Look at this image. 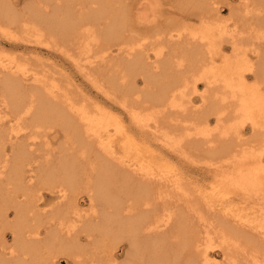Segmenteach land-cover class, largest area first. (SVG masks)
Segmentation results:
<instances>
[{
  "label": "bare ground",
  "instance_id": "1",
  "mask_svg": "<svg viewBox=\"0 0 264 264\" xmlns=\"http://www.w3.org/2000/svg\"><path fill=\"white\" fill-rule=\"evenodd\" d=\"M13 2L4 38L111 42L98 63L68 57L127 117L0 49V264H264L263 153L222 123L248 122L264 146V0ZM192 146L207 192L164 159Z\"/></svg>",
  "mask_w": 264,
  "mask_h": 264
},
{
  "label": "rangeland",
  "instance_id": "2",
  "mask_svg": "<svg viewBox=\"0 0 264 264\" xmlns=\"http://www.w3.org/2000/svg\"><path fill=\"white\" fill-rule=\"evenodd\" d=\"M12 1L15 2L16 8H18V7L20 8L24 5L23 0H12ZM161 7L165 8L166 6L162 5ZM86 40H88V39H85L84 42L81 41L83 44L78 43V44L73 45L72 40H67V38L65 37L63 39L62 38H55V42L51 43L50 46L46 45L45 43H36L35 41H29V42L27 41L28 43L25 42V44L26 43L27 44L23 45L24 41H22V42L16 41L15 42L14 40L7 39V37L4 38V36L0 35V49L6 54L5 57H8V56L9 57H15L19 62H22V63H24L25 61H26V63L29 62V67L30 66L35 67L36 70L39 71V73L43 67V70L45 69L44 72H46V73H44L43 71H41L43 79L46 80V78H47V80H46L47 82H51L54 79L55 80L57 79L56 81H58V83L62 87L69 88L71 95L75 99L82 98L85 101H92V103L96 102V103H98V105H100V106L102 105L105 109L107 108L110 111H112L113 114L126 119L127 116L118 107L119 106V105H117L118 103L114 102L113 100H111L110 98H108L107 96L102 94L98 89H96L94 87V85H92L91 82L86 77L81 75L82 73L74 67L73 61H71V58L68 57V56H73L75 59L81 60L82 62H84L83 58L84 59L92 58L95 61H97V63H98L100 60L101 53H102L103 49L109 43H111V42H109L107 44V42H105L101 39L99 46L96 47V45H95L91 49L84 52V50L82 49V46L85 45ZM17 43L19 46L16 45ZM19 43H21V44H19ZM79 44H81V46H78ZM111 48H116V46L111 47ZM80 49H81V51H83L82 53L80 52ZM21 54H22V56H21ZM78 55H80V56H78ZM85 55H86V57H85ZM107 58H108V56H105V59H107ZM81 61H79V64H82ZM97 63H95V64L92 63L93 65L89 64L92 66V68L90 67L91 72L95 71ZM26 65H28V63ZM97 67H98V65H97ZM116 70H117L116 66H113L112 63H110V65L106 69L100 70V73H95L93 79L98 80L99 82L106 81L107 78L108 79L110 78V75H112V74H113V76L116 75L115 74ZM50 75H52V76H50ZM50 78H51V80L49 81ZM142 86H143V83L141 84L139 77H137L136 87L141 88ZM197 88L200 91L204 89L203 86L201 85V83L198 84ZM185 90L182 91V92H184V96L182 95V93L178 94V98L180 97V100L183 101V105L185 104V101H186L185 98L187 97V93L189 92L188 89L186 91ZM198 93L199 92H197V94L190 96L192 99L191 102L193 105L199 104ZM129 104L132 106H137V109H139V108L143 107V105H146L147 102H136V103L132 102ZM191 118L190 117L188 118V122H184V124H185L184 126L186 127L187 131H189L188 128L192 127L191 123H193V120H192L193 118L192 119ZM222 123H225L228 126H230L231 133H233L235 130H241L242 140L247 139L244 146H246L248 148H253L255 152H262L263 153V159H264V146H262L257 140H255V141L252 140V138L256 135H254V133H253L252 129L250 128V125L248 124V122L242 121V122L234 125L233 119L227 118V119L223 120ZM212 125H213V123L211 121L208 125L209 126L208 129H209L210 133L217 131V130L213 129ZM256 137H254V138H256ZM58 145H59L58 142H54L52 147H54V146L57 147ZM203 145L205 146V144H203ZM203 145L200 146L201 149H202V147H204ZM189 149L190 150L194 149V147L192 146L191 148L190 147L187 148L188 156L187 155L186 156H182V155L180 156L179 155L180 156L179 157V156H175V155L171 154L168 157H164V159L166 161L170 162L171 164L173 163L172 165L175 167L180 165L178 167L183 169L182 170L183 172L181 171V174H180V176L183 178V180L187 179V180H190V182L195 183V184L193 183V185H192V183L189 185V187H191L192 190H196L199 187L202 190L205 189L204 191L207 192L208 188H209L208 186L210 185L209 184L210 178L208 177L207 173L205 172L206 171L205 170L206 166H204L205 161H202V160L206 159V157H204V155H202L203 153L200 154L201 151L199 152V150H201V149H199L198 152H197V150H195L196 151L195 152L192 150L190 151ZM147 153H148V151L146 150V154ZM155 153H157V152H155ZM180 162H183V163L180 164ZM196 162H198V163H196ZM174 231H175V229H174ZM6 239L9 240L10 237L8 236ZM117 252H118V259L122 260L124 255H123V251L121 250V248L119 250H117ZM216 258H219V256H216ZM57 264H67V263L65 262L64 259H62L60 257V258H58Z\"/></svg>",
  "mask_w": 264,
  "mask_h": 264
}]
</instances>
